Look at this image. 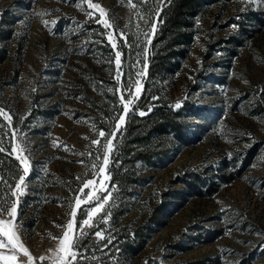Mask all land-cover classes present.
<instances>
[{
  "label": "rangeland",
  "instance_id": "1",
  "mask_svg": "<svg viewBox=\"0 0 264 264\" xmlns=\"http://www.w3.org/2000/svg\"><path fill=\"white\" fill-rule=\"evenodd\" d=\"M91 2L106 16L89 8L87 0H0V109L12 118L9 124L0 116L7 126L0 127V146L2 154L16 160L20 153L12 149L20 145L30 161L16 223L34 264H53L71 213L76 211L79 232L86 218L82 210L93 206L83 203L87 194L107 195L96 191L101 184L111 191L107 215L101 212L92 227L83 226L87 235L78 248L86 259L75 264H264V0L201 4L189 40L180 48L183 55L158 82L166 106L181 111L180 138H155L166 153L150 164L136 161L134 180L124 189L110 180L115 137L99 136L107 126L99 107L110 103L112 87L98 89L91 81L116 80L115 58L110 62L97 50L118 46L121 33L133 35L126 82L122 88L116 81L115 94L119 100L127 95L125 102L130 94L140 97L149 40L164 0H132L136 8L126 0ZM98 19L112 27L105 29ZM5 31L10 37L2 40ZM141 69L142 77L137 76ZM107 139L113 143L110 154L103 147ZM105 154L106 172L96 176ZM15 170L0 169L7 181L0 184V194L9 205L16 200L9 190L19 182ZM89 179L95 185L81 193Z\"/></svg>",
  "mask_w": 264,
  "mask_h": 264
},
{
  "label": "trees",
  "instance_id": "2",
  "mask_svg": "<svg viewBox=\"0 0 264 264\" xmlns=\"http://www.w3.org/2000/svg\"><path fill=\"white\" fill-rule=\"evenodd\" d=\"M215 2L216 0H164L163 7L157 16L156 30L148 47L149 57L147 66V77L144 81L143 90L139 99L135 102L132 110L125 118V124L115 135V152L112 153L113 162L110 170V180L116 183L120 188H125L132 183L136 170L134 164L141 160L145 164L157 158H161L166 150L161 151V144L154 142L155 138L169 135L173 138H180L183 130L181 111H173L171 107L166 106L164 97L159 92L158 82L170 69V65L183 55L180 48L189 40V33L194 25L193 18L199 13L203 2ZM151 3V2H150ZM144 10H149L148 5H143ZM153 15V13H152ZM147 25L152 22L149 16ZM4 22L3 14L0 16V27ZM126 40H119L117 51L122 53L121 66L123 74L120 80V87H124L127 77L126 62L131 57V51L134 47L133 35L126 33ZM10 37V32L5 31L1 35L2 40ZM143 47V42L140 41ZM99 56L108 55L110 62L115 58V52L109 46L104 44L98 47ZM1 60V57H0ZM113 63L108 66L109 76H112ZM93 78V76H90ZM91 80L95 87L101 89L103 84L112 89V95L108 97L109 104L101 105L99 110L104 118L105 133L110 132L114 122L113 119L122 112V105L115 94L116 80L102 77ZM127 98V95L124 96ZM108 105L111 106L110 110ZM137 109L143 110L144 115H137ZM119 165L116 166L115 162ZM10 166L16 169L14 177L21 174L20 166L13 158L0 153V169ZM12 172V171H11Z\"/></svg>",
  "mask_w": 264,
  "mask_h": 264
},
{
  "label": "snow or ice",
  "instance_id": "3",
  "mask_svg": "<svg viewBox=\"0 0 264 264\" xmlns=\"http://www.w3.org/2000/svg\"><path fill=\"white\" fill-rule=\"evenodd\" d=\"M143 0H137V3H141ZM88 7L92 9H98L100 12V17L103 18L106 16L105 10L99 5V4H93L91 0H87ZM126 3L131 8H136V3H132V0H126ZM79 7V5H77ZM87 15L91 16L92 13H87ZM55 23V22H53ZM97 23H101L102 26L105 29H109L112 27L111 23H109L106 19H98ZM45 25H47V22L45 21ZM152 29L154 31L155 25L153 24ZM121 37L126 40V36H124L123 33H121ZM107 38L109 41H112L114 39V36L112 33H107ZM151 41L149 40V43ZM117 45L115 43H112V48L115 49ZM121 55L122 53L120 51L115 52V65H116V75L115 79L119 83L121 80ZM144 75V70L141 69L137 76L142 77ZM135 92L138 94L141 92V88L139 86V81H135ZM128 90V86H125V91ZM111 91V89H110ZM139 99L138 95H131L130 98L125 102L124 96L121 95L120 102L123 104V109L121 115L114 117L117 121V123L113 126V131L107 133V136L115 137L116 132L120 131L121 126L125 124V118L127 114L130 111V106L133 105L134 100ZM179 105H177L178 107ZM144 112H141L140 115H144ZM0 116L3 117L5 121H8V123H11V116L7 114L3 109H0ZM0 127H7L4 124H0ZM18 131V130H17ZM7 135V133H5ZM13 136L16 135V132L12 133ZM100 137H106V133L104 131L99 132ZM93 144H101V141L99 140H93ZM3 144V140L0 139V145ZM54 146H56L54 144ZM103 147L106 149L107 153H111L113 150V143L112 139H107L106 143L103 144ZM19 152L20 154L15 156V159L19 161V165L23 166V175L19 176V182L15 184V189L10 190V195L12 197H16V200L11 203L10 205L7 203V197L4 194H0V201H4V203L0 204V249H6L7 254L4 252H0V261H2V264H34V257L29 252V249L25 247V245L21 242L19 235L17 234L19 225L16 223L17 219V213H18V203H19V196H22L24 194L23 188L26 187V177L29 175L30 171V161L29 158L25 155H23L24 148L20 147V145H17L12 149V152ZM5 152L4 147L0 146V153ZM97 161L99 162V158H97ZM82 163V162H81ZM103 166L99 168V171L95 173L96 176H100L101 174L106 172L107 166L109 164V155L105 154L103 161ZM93 167H96V165H93ZM109 177L107 175H104V180H108ZM96 181L93 179L87 180L81 189V193H83V189L85 188H91L95 185ZM0 184H7V181H4L2 177H0ZM97 192L101 193H107V195H96L94 193H88L87 199L83 201L85 204L91 203L93 206L91 208L83 209V213L86 216V218L82 219L81 221V230L79 232H76L75 230V217H76V211L74 210L71 215L73 217V220L69 221L66 225V229L63 231L62 238L59 240V246L55 254V258L53 261V264H75V262L79 259H86V257L83 256V254L79 251L78 245L80 244V241L82 238L87 235L86 232L83 231V226L92 227L93 226V219L97 214L101 212L106 213L105 205L108 203L110 197H111V191L103 184L99 188L96 189ZM19 193V195H18ZM82 200L80 198H77L75 201L76 208L81 207ZM107 215V213H106ZM106 222V219L105 221ZM60 227V226H58ZM95 236L100 238L101 240L104 239V235L101 231H96ZM108 243H111V240H108ZM107 247V245H105ZM26 258V259H25ZM40 260L46 259V257H40Z\"/></svg>",
  "mask_w": 264,
  "mask_h": 264
}]
</instances>
